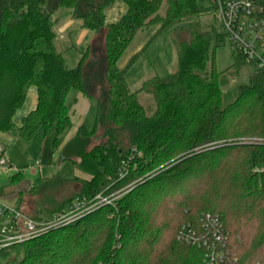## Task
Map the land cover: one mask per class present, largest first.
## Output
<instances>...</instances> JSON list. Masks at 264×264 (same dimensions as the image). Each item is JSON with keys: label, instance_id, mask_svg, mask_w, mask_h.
Instances as JSON below:
<instances>
[{"label": "trees", "instance_id": "obj_1", "mask_svg": "<svg viewBox=\"0 0 264 264\" xmlns=\"http://www.w3.org/2000/svg\"><path fill=\"white\" fill-rule=\"evenodd\" d=\"M199 2L0 0V137L15 131L26 142L39 131L53 136L61 160L88 177L59 179L70 195L53 208L38 202L33 219L49 222L74 200L96 202L131 186L113 205L1 251L0 264H202L204 250L178 236L185 226L201 230L205 214L218 215L228 235V261L264 263V174L256 172L264 167V69L234 53L226 73L247 68L249 74L224 98L216 54L227 36L218 20L194 21L205 13ZM118 4L126 13L108 24ZM261 6L264 19V0ZM61 10L93 32L102 50V71L89 83L91 48L73 69L58 52L54 16ZM173 24L178 70L132 91L126 71L147 47L126 68L119 61L139 33L157 30L149 45ZM32 88L37 106L17 126ZM71 91L95 101L96 118L92 129L80 127L64 143L72 127ZM141 92L155 100L152 115L138 99ZM22 178L17 173L12 181Z\"/></svg>", "mask_w": 264, "mask_h": 264}, {"label": "rangeland", "instance_id": "obj_2", "mask_svg": "<svg viewBox=\"0 0 264 264\" xmlns=\"http://www.w3.org/2000/svg\"><path fill=\"white\" fill-rule=\"evenodd\" d=\"M200 8L205 13L200 18H194L205 25H211L217 21L213 11L212 0H200ZM126 13V7L118 4L107 14V23L118 21ZM56 30L58 39L56 46L58 52L62 53L68 68H75L81 59L90 49L88 60V83L94 76H98L102 71L103 58L102 50L95 46V34L81 27V22L71 18L68 10H61L55 16ZM176 25L166 28L159 37H156L148 45L151 38L156 34V29L149 32L139 33L133 40L126 53L119 61L121 68H126L131 59L144 48L145 51L138 57L135 63L126 71V81L130 89L134 92L141 89L145 82L155 76L167 77L178 70L177 48L174 43ZM64 38V39H62ZM234 63V53L228 41L217 50L216 68L221 75L222 91L227 100L234 93V88L239 83H245L249 74V69L244 68L239 73H226ZM34 90L29 92L26 102L17 113L15 122L17 126L21 125L23 114L35 102ZM73 94L77 98L76 104L70 110L72 127L64 137V143L72 139L80 127L92 129L95 124L96 106L95 101L83 97L74 91L69 93L68 99H73ZM67 99V104L68 100ZM138 99L143 105L146 113L152 115L155 111V100L152 95L145 92L138 94ZM0 146L6 151L8 159L13 162L12 168L0 169V196L1 200L8 205H17L18 197L22 198L21 209L29 218L33 219L35 205L46 203L49 208L64 201L70 195L68 186H61L59 179L72 181L76 178H88L72 163L61 160L60 149L54 150L53 136L44 137L39 131L36 137L26 142L19 139L17 131L11 135H2L0 137ZM22 174L20 182H13L12 177ZM131 186H127L111 193L107 197L110 205L127 193ZM32 189H35L33 194ZM74 200L72 203L77 202ZM109 205V204H108ZM18 207V206H17ZM63 210L56 212L55 215L67 212ZM34 220V219H33ZM36 221V220H35ZM183 228V227H182ZM179 237V236H178ZM200 258V262H202Z\"/></svg>", "mask_w": 264, "mask_h": 264}, {"label": "built area", "instance_id": "obj_3", "mask_svg": "<svg viewBox=\"0 0 264 264\" xmlns=\"http://www.w3.org/2000/svg\"><path fill=\"white\" fill-rule=\"evenodd\" d=\"M213 11L221 23L233 53L241 54L257 69H264V19L262 0H212ZM0 165L10 168L5 150L0 146ZM264 174V167L256 169ZM127 172L122 173V177ZM96 202L78 200L67 212L54 216L49 222L35 221L22 213L17 205H8L0 196V252L32 241L51 230L72 225L92 213L100 205H108V198L97 197ZM201 230L185 226L179 238L204 250L202 264H234L228 261V235L218 215L205 214ZM264 264V263H263Z\"/></svg>", "mask_w": 264, "mask_h": 264}, {"label": "crops", "instance_id": "obj_4", "mask_svg": "<svg viewBox=\"0 0 264 264\" xmlns=\"http://www.w3.org/2000/svg\"><path fill=\"white\" fill-rule=\"evenodd\" d=\"M62 39H64V38H62ZM31 90H34V99H35V102L34 103H32V105L28 108V110L23 114V118L24 117H26L30 112H32L35 108H36V106H37V92H36V90L34 89V88H32V89H30V91L29 92H31ZM29 92H28V94H29ZM76 94H77V92L78 91H74ZM79 94H81L83 97H86L84 94H82V93H80V92H78ZM76 95L75 94H73V99L71 98L69 101H68V103L69 104H67V106H68V108H69V112H70V110H71V108H72V106H74V104H76V102H77V98L75 97ZM68 97H69V95H68ZM86 98H88V97H86ZM90 99V98H89ZM92 100V99H91ZM22 118V119H23ZM22 122V121H21ZM5 154H6V151H5ZM6 157H7V154H6ZM8 158V157H7ZM10 162H11V164L13 165V162L11 161V159H8ZM19 198V197H18Z\"/></svg>", "mask_w": 264, "mask_h": 264}]
</instances>
